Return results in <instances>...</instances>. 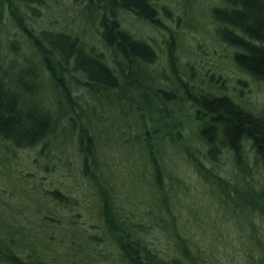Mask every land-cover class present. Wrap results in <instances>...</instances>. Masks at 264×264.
<instances>
[{
  "label": "trees",
  "instance_id": "obj_1",
  "mask_svg": "<svg viewBox=\"0 0 264 264\" xmlns=\"http://www.w3.org/2000/svg\"><path fill=\"white\" fill-rule=\"evenodd\" d=\"M47 1L0 0V23L4 10H7L24 35L25 46L32 49L30 71H27L29 76L38 81L45 75L47 82L56 90L53 97L46 98L42 114L32 108L23 111L28 93L32 91L26 87L28 73L22 79L12 81L6 73L2 74L0 145L4 150L3 158L8 155L5 153L8 148L14 152L41 146L39 154L51 163V158L56 160L50 149L58 148L57 133H64L67 125L75 124L77 120L78 127L69 132L66 143L71 144L69 155L78 163L79 179L74 180H82L84 190L81 196L83 199L92 196L98 201L97 208L93 202L88 208L91 214L95 211V220L106 239L105 248L110 249V253L103 255L110 259L108 264H206L204 251L199 245L182 237L174 228L162 229L167 236L173 237L171 250L152 247L146 240L151 229H146L142 221H135L120 210L114 203L112 189L104 184L105 177L98 161V141L92 134L102 132L90 124L88 115L91 113L93 118L104 122L106 111L101 110L105 107L96 110L92 99L105 98L119 107L129 103L132 107L123 112L128 121L124 126L127 127V135L133 131L135 140L142 146L143 157L154 175L157 188L154 195L157 196V190L161 191L160 201L165 206L162 208L169 211L168 200L162 197L158 146H179L184 149L194 171L203 180H208L216 197L219 196L218 200L223 195L221 189L230 186L237 176L253 185L256 188H253L255 205L250 203L248 211L264 221V103L256 107L230 96L223 90V84L218 85L217 79L216 85L207 90L201 85L202 81L195 83L196 77L202 74L192 71V67L186 71L179 62L177 32L160 23L154 0H73L81 5L80 12L89 10L93 14L96 43L92 44L82 40L80 33L74 35L71 31L58 29L35 33L28 29L20 10L37 16L36 8L44 6ZM215 1L218 5L212 6L207 13L215 44L226 54L235 72L247 76L253 83L264 85V0ZM119 12L129 13L152 29L164 31L161 53L124 29ZM1 46L0 42V57ZM158 71H161L158 80L143 79ZM183 73L188 82L181 79ZM210 79H214L213 75ZM136 90L144 93L146 101L143 104L133 103L134 93L130 98L124 94V91L129 94ZM80 93L82 95L79 96ZM84 95L88 100L85 107L81 104ZM174 110L179 117L175 121L172 120ZM185 128L186 134L183 133ZM109 129L110 125L103 129L105 135L110 134ZM187 141L192 144L187 145ZM196 153L201 154V160ZM224 161L230 166L228 179L222 178L216 170ZM204 162L210 167L206 168ZM62 196L65 195L55 190L49 198L66 207ZM257 201L259 204L256 205ZM160 216L153 218V223L162 224L163 217ZM3 231L5 237L0 238V264H52L47 254L39 250L37 242L27 239L29 244L25 245L22 241H15L7 228ZM262 236L261 242L257 241L255 257L246 252L240 264H264V234ZM85 239L90 246L89 236ZM26 249L29 251L23 257L22 251ZM64 253L68 264H92L97 262L96 256H102L93 247L90 252L66 247Z\"/></svg>",
  "mask_w": 264,
  "mask_h": 264
},
{
  "label": "rangeland",
  "instance_id": "obj_2",
  "mask_svg": "<svg viewBox=\"0 0 264 264\" xmlns=\"http://www.w3.org/2000/svg\"><path fill=\"white\" fill-rule=\"evenodd\" d=\"M154 3L157 5L160 23L177 32L175 37L181 65L186 67V71L192 67L195 73L208 75L197 76L195 83L202 81L201 85L207 90L216 85L217 79L218 85L223 84V90L230 96L256 107L264 103V85L253 83L247 76L235 72L226 54L211 37L207 13L212 6L218 5L215 0H154ZM80 9L81 5L75 4L73 0H48L44 6L36 8L37 16L22 9L20 13L27 28L35 33L51 29L71 31L74 35L80 33L82 40L89 44L96 43V21L93 20V14L89 10L80 12ZM118 17L124 29L161 53L164 48V31L152 29L129 13L119 12ZM0 26V77L6 73L9 81L22 79L30 71L29 57L33 56L31 48L25 46L27 41L7 10L3 12ZM17 46L21 49L18 50ZM160 72L148 74L143 79L158 80ZM210 75H213V80ZM181 77L188 82L184 73ZM25 82L26 87L32 91H29L27 105L22 110L32 108L42 114L46 98L53 97L56 90L47 82L45 75L38 81L30 76L25 77ZM133 93V103L143 104L146 101L140 90L129 94L124 91L129 98ZM86 98V95L81 98L84 107L88 101ZM92 101L96 110L105 107L101 110L106 111L104 122L93 118L91 113L88 115L90 124L102 132L92 134L98 141V161L105 177L104 184L112 189L114 203L120 210L125 211L131 219L142 221L146 229H151L146 240L152 247L162 251L171 250L173 237L167 236L162 229L174 228L182 237L199 245L204 251L206 264H240L246 252H251L255 257L257 241L261 242L264 234V221L248 211L250 203L255 205L253 199L256 188L253 185L250 186L244 178L237 176L230 186L221 189L223 195L218 200L219 196L216 197L208 180H203L189 165L184 149L179 146H158L160 151L157 156L162 167L161 183L165 195L162 197L167 198L169 211L162 208L161 191L157 190V196L154 195L157 189L154 175L143 157L142 146L135 140L133 131L129 133L130 136L127 135V127L124 126L128 121L123 117V112L132 104L124 103L119 107L105 98H93ZM175 111L173 121L179 118ZM78 124L75 120V124L67 125L64 133H57L61 146L58 144V148L51 147V153L56 156V160L51 158V163L39 154L41 146L14 152L8 148L5 151L8 155L3 158L4 150L0 145V238L5 237L3 230L7 228L17 242L22 241L25 245L29 244V240L37 242L39 250L47 254L52 264H68L64 253L66 247L88 252L93 247L102 256H96L97 262L92 264H108L107 260L110 259L103 255L110 253V249L105 248L106 239L95 220V211L91 214L88 208L91 202L97 208L98 201L92 196H85L87 199L81 196L84 190L82 180H74L79 179L78 163L69 155L71 144L66 143L69 132ZM109 125L110 134L105 135L103 129ZM183 133H187L186 128ZM191 144L187 141V145ZM199 155L196 153V157L201 160ZM204 166L209 168L210 164L206 162ZM229 167L224 161L216 170L222 178L228 179ZM55 190L65 195L62 197L66 207L49 198ZM44 193H47L46 196ZM157 215L163 217L162 224L153 223ZM87 236L91 240L90 246L85 239ZM27 251H22L23 257Z\"/></svg>",
  "mask_w": 264,
  "mask_h": 264
}]
</instances>
